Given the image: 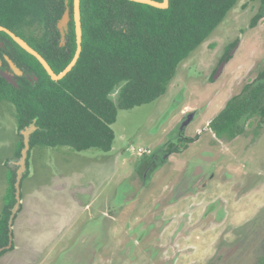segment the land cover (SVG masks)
Wrapping results in <instances>:
<instances>
[{
  "label": "rangeland",
  "instance_id": "rangeland-1",
  "mask_svg": "<svg viewBox=\"0 0 264 264\" xmlns=\"http://www.w3.org/2000/svg\"><path fill=\"white\" fill-rule=\"evenodd\" d=\"M259 7L253 0H240L224 23L180 65L164 97L133 110H120L112 127L116 139L111 152L34 146L29 153V175L21 184L13 249L0 256V264H259L264 259V210L255 220L225 228L214 227V222H220L217 218L205 222L204 205H200L203 218L197 216L193 223L191 216L169 208L193 202L194 211L196 204L209 199L225 205V197L236 200L264 186L263 126L252 146L249 138L243 137L218 146L211 142V135H203L188 151L172 155L147 186L133 183L131 190L126 184L149 152L167 141V134L185 112L197 113L186 132V137H195L228 100L264 71V19L256 29L249 28ZM44 42L43 38L32 41L42 47ZM235 43L240 44L236 54L219 80L210 84L212 74L226 53L234 51ZM182 91L184 102L173 110L174 99ZM117 97L113 96L114 102ZM20 141L16 108L7 100L0 101V218L9 191L8 172L19 168L21 157L16 153ZM141 149L148 153L139 156ZM204 150H213L211 161L222 155L224 160L208 190L202 188L197 198H190L194 194L188 192V184L180 185L190 163L204 159ZM241 164L247 168L240 173L236 169ZM223 170L235 180H229ZM222 187L225 197L219 196ZM180 190L189 194L176 195ZM129 192L133 194L126 195ZM141 237L144 240L138 244ZM83 238L86 243H81Z\"/></svg>",
  "mask_w": 264,
  "mask_h": 264
},
{
  "label": "trees",
  "instance_id": "trees-1",
  "mask_svg": "<svg viewBox=\"0 0 264 264\" xmlns=\"http://www.w3.org/2000/svg\"><path fill=\"white\" fill-rule=\"evenodd\" d=\"M68 1L73 17L74 0ZM239 1L170 0L169 8L163 10L128 0H81L82 54L74 69L58 82L51 79L34 56L0 32V42L6 47V51L0 47V101L14 104L19 131L36 121L30 151L39 145L109 153L116 139L112 126L119 111L133 110L164 97L180 65L224 23ZM253 1L260 7L251 19V30L264 19V0ZM65 2L0 0V26L21 38L29 30H34L29 32L32 34L40 30L50 45L59 37L56 24L66 11ZM56 40L45 52L43 47L37 46L36 50L59 75L76 54L74 20L67 46L59 47ZM229 52L223 59L231 60ZM5 56L23 72L22 76L15 75L14 80L2 76L1 72L9 68ZM261 80L264 71L257 79ZM117 88L120 94L114 102L110 96ZM250 90L243 97L231 99L211 121L209 126L217 137H222L240 116L249 112L252 99L253 111L264 115V83ZM23 148L21 136L18 157ZM27 168L24 177L29 175V154ZM8 173L9 191L0 218V250L9 245V221L16 204L17 172L10 169Z\"/></svg>",
  "mask_w": 264,
  "mask_h": 264
},
{
  "label": "flooded vegetation",
  "instance_id": "flooded-vegetation-1",
  "mask_svg": "<svg viewBox=\"0 0 264 264\" xmlns=\"http://www.w3.org/2000/svg\"><path fill=\"white\" fill-rule=\"evenodd\" d=\"M65 4H66V2H65ZM66 7H69V4H68V6L66 4ZM73 13H74V9H73ZM70 14H71V11H70ZM72 15H73V17L71 16V20H70V22L68 24V30L65 31L66 35H65L64 39H63V36H62L60 30L58 29V23L61 20V18L58 20V22L56 24V27H57V30L59 31V37H58L57 40L53 39V41L50 42V45L53 46V42H55V40H56V41H58V46L61 47V48H64L70 42L69 41L70 25L72 23V20H74V14H72ZM37 38L45 39L44 38V34H42V33H34V34L28 33L22 39L24 41H26L27 44L30 47H32L34 50H36L37 45L32 43V41H35V39H37ZM48 42L47 41L44 42L45 46H43L44 49L42 48L43 52L46 51L45 49H48L50 47ZM0 43H2V42H0ZM76 46H77V38H76ZM38 47L41 48L42 46H38ZM2 48H3V50L6 51V47L4 46V43H3V47ZM231 52L232 51L229 52V56L231 55ZM231 59H232V57H231ZM224 61H228L229 62L230 60L229 59H224L223 62ZM0 67H2V63L0 64ZM219 67L212 74V77H211L210 80L213 81V82H211L210 84H215L217 82V81L214 80V76H215L217 70L219 69ZM4 71H8V72H11L12 74H14L12 68L10 67V65H9V68L4 69ZM258 77H259V75L257 76V78L254 80L253 83H255L257 81ZM14 78H15V75L12 78V80H14ZM253 83L249 84L246 87H244L242 92L239 95L235 96V97L242 96L245 93L248 94L251 91L250 89L255 88L253 86L254 85ZM250 86H251V88H248ZM116 94H118V97H119V94H120V89L119 88H117L113 93H111L110 97H111L112 100H113V96L116 95ZM118 97H117V99H118ZM233 98L234 97H232L231 99H233ZM183 100H184V91H182L179 94V96H177L174 99L173 110L179 108V106L181 105V102H184ZM230 100H228V102ZM228 102H226V106H227ZM250 105H251V108H250L249 112H247V113L243 114L242 116H240L238 118V120L234 123V125L231 128L225 130V133L220 138L215 135L213 129L209 126L211 121L220 112L218 114H216V116H214L213 119L210 120L209 124L206 125L203 129H201V128L198 129L197 135L195 137H186L187 130L183 134V137H180V135L177 133L176 130H177L179 124L185 119L186 115H188V113L185 112L184 115L182 116L181 120H179L175 124V126L172 128V130L167 134L169 140L167 139V141L165 143H163L160 146H158L153 152H149L150 156L135 167V172H134L133 176H131L129 178V180L126 181L128 189H131V190L133 189L134 190L135 186L133 188V185H132L133 183H140L144 187L147 186L152 181L153 175L158 173L159 170L162 167H164L169 162V160L172 158V155L177 154V153L178 154H183L184 152L188 151L190 149V145L199 142L203 135H211V142L216 144V145H218V146L225 145V144H228V143H233L235 140H237L240 137L249 138L250 142L248 144H249V146H252L251 145V144H253L252 142L255 141L256 138L259 136V128L261 126L264 127V115L255 113L254 112L255 110L253 111V108L255 109V100L253 102V99H252L251 102H250ZM207 109H208V107H206V110ZM256 119H258L259 121L256 122ZM168 120L169 119H167V121ZM223 126H225V125H223ZM249 128L251 129V132L253 133V135H251L252 139H251V137L248 134V132L250 131ZM240 131L242 132L241 134L239 133ZM19 134L22 136L21 131H19ZM231 135H233V137H231ZM23 142H24V137H23ZM30 142H31V138H30ZM143 151H144V153L142 155L139 154V156H143L144 154L148 153L145 150H143ZM30 152L31 151L29 150V153ZM166 154H170V156L168 158V161L166 163H164V164H161L162 160H163V157ZM202 155H203L204 159H198V160H195V161L192 160L193 162H191L190 166H188V168H187L188 170H187V173L185 174V177L183 179V183L180 185L181 187H183V186H186L188 184V186H189V188H188L189 191L188 192H190L191 194H194V195H197L198 193H200L201 192L200 190L202 188L204 190L207 189L208 186L210 185V183L215 180V178L217 177L216 170H217L218 166H220V162H222L224 160V155H222L218 161H211V159L214 157L213 150H204L202 152ZM237 155H238V157H241V151ZM27 161H28V159H27ZM213 162H215V163H213ZM242 167L243 168H247L245 164H242ZM27 170H28V168H27ZM223 173L226 174V177H228L229 180L230 179L235 180V176L233 174H229V172H226V171H224ZM220 178H222V177H220ZM129 181H132V182L130 183ZM184 192L182 190H180L179 192L176 193V195L183 194ZM127 194L131 195V194H133V192L126 193V195ZM184 194H189V193L186 192ZM217 205L218 204L212 205L208 209V211L203 215L204 218H206L205 222L208 221L209 219L213 220L215 218L220 219L219 220L220 222L222 221L221 219H222V215L224 214V211L223 210L222 211L221 210L218 211V206ZM203 216H201V218H203ZM256 217L257 216H255L252 220H255ZM189 220H190V218H189ZM95 231L96 230H93V232H95ZM143 240H144V238L141 237L137 241V243L141 244L143 242ZM83 242L86 243V238L85 239L83 238V240H81V243H83ZM210 263L212 264V262H210ZM262 263H264V259L260 260V262H259V264H262Z\"/></svg>",
  "mask_w": 264,
  "mask_h": 264
},
{
  "label": "water",
  "instance_id": "water-1",
  "mask_svg": "<svg viewBox=\"0 0 264 264\" xmlns=\"http://www.w3.org/2000/svg\"><path fill=\"white\" fill-rule=\"evenodd\" d=\"M128 1L143 4V5L152 6L154 8L163 9V10L168 9L170 6V0H164V2H162V3L157 2V1H153V0H128ZM66 4L68 6V4H69L68 0L66 1ZM73 14H74L75 32H76V38H77V50H76V54H75L73 60L69 64V66L59 75H57L53 71V69L50 67L48 62L44 59V57L41 54H39L36 50H34L32 47H30L27 44V42L24 41L22 38H20L15 33H13L12 31H10L9 29H7L5 27L0 26V32L6 33L23 50L28 52L30 55L34 56L41 63V65L44 67V69L47 71V73L51 77V79L55 82H58V81H61L62 79H64L74 69V67L77 65V63L81 57V54H82L83 32H82V20H81V0H74V13ZM70 20H71L70 9H69V7H66L65 13L63 14V17L61 18V20L58 23V29L60 30V32L63 36V39L65 38V35H66L65 31L68 30V24H69ZM0 47H3V43H0ZM239 47H240V44L236 46V48L234 49V51L232 52V54L230 56H234L236 54L237 50L239 49ZM5 59L8 62V64L10 65V67L12 68L14 74H12L11 72H8V71L1 72V74L4 78H6L8 80H12L14 75H18V76L23 75V72L14 64L13 61H11L9 59V57L5 56ZM227 64H228V61H224L220 65L219 69L217 70V72L214 76L215 81L219 80V78L222 76ZM262 83H264V80L255 82L253 86L257 87L258 85H260ZM196 114H197L196 112L189 113L188 115H186L185 119L179 124L176 131L180 135V137H183V134L185 133V131L195 121ZM36 130H37V127H36V121H35L31 126L27 127L23 131H21V134L24 137V148L21 152V158H20V161L18 163L19 168L17 170V178H16V184H15L16 204H15L14 208L12 209V214H11L10 221H9L10 241H9V245L6 248H3L0 250V254L5 249L10 250L13 247V224H14V220L16 218V215L18 214V212L21 209V184H22L24 175L27 171V159H28V153L30 150V138H31L32 134L36 132ZM169 156H170V154L164 155L161 164L166 163L168 161Z\"/></svg>",
  "mask_w": 264,
  "mask_h": 264
},
{
  "label": "crops",
  "instance_id": "crops-1",
  "mask_svg": "<svg viewBox=\"0 0 264 264\" xmlns=\"http://www.w3.org/2000/svg\"><path fill=\"white\" fill-rule=\"evenodd\" d=\"M241 169L242 170L244 169L242 167V164L237 167L236 171L241 173V171H240ZM222 186H223V184H222ZM223 187H227V185H225ZM223 187L220 189L219 196L225 197L222 194ZM206 190H208V189H206ZM206 190H204V191H206ZM232 190H234V189L232 188ZM196 196L197 195H191L190 198H197ZM233 196H235V193ZM246 200H247V202H246ZM210 201L211 200L209 199L208 201H204V202H201L199 204H196V206H198V208L194 211H193V206H195V203H193V202L187 203L189 205H187V204L184 205L183 203H178L176 205H173L174 210H172L173 206L170 207L169 210L174 211L175 213L182 212L184 214V217H185V215H188L189 217L191 216L192 223H193V219L195 217H197V216L201 217V212L203 210L205 212H207L208 209L212 205L218 204L217 205L218 211L223 210L224 214L222 216L221 222H218V221H217L218 223L214 222L215 223L214 227H225L226 228V227H232L231 225H233L234 227H239L240 223L247 222L250 219L252 220L255 216H258V213L260 210L261 211L264 210V186L261 185V187H255L252 191H250V193L246 194L242 198H236V200L233 197L232 198L225 197L222 199L223 202L225 201L224 202L225 205H223L220 200H213L211 202ZM203 203H205V204H203ZM246 204H247V206H246ZM200 205H204L203 210H201ZM220 207L223 209H221ZM227 225H229V226H227ZM214 227H211V229H215V230L218 229V228H214ZM197 239L200 240V236H197ZM199 240L196 242H199ZM215 240H217V238L214 239V242H215ZM214 242L212 243V245L210 244L206 248L208 250H210V248L213 246ZM178 244H180V242ZM193 246L194 245H192L191 247H193ZM185 257H187V256H185ZM208 258H210V257H208ZM190 263L196 264L193 261H190Z\"/></svg>",
  "mask_w": 264,
  "mask_h": 264
},
{
  "label": "built area",
  "instance_id": "built-area-1",
  "mask_svg": "<svg viewBox=\"0 0 264 264\" xmlns=\"http://www.w3.org/2000/svg\"><path fill=\"white\" fill-rule=\"evenodd\" d=\"M144 153V151L141 149L139 150V154L142 155Z\"/></svg>",
  "mask_w": 264,
  "mask_h": 264
}]
</instances>
